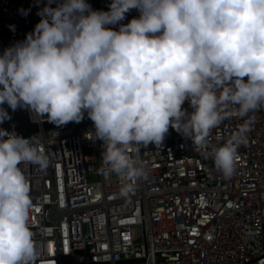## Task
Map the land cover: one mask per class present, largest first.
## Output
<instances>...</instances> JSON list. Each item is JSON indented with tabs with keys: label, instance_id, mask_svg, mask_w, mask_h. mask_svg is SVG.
<instances>
[{
	"label": "clouds",
	"instance_id": "1",
	"mask_svg": "<svg viewBox=\"0 0 264 264\" xmlns=\"http://www.w3.org/2000/svg\"><path fill=\"white\" fill-rule=\"evenodd\" d=\"M53 2L23 41L0 54V124L11 119L5 104L57 127L87 113L102 163L123 178V197L148 174L133 146H159L171 127L206 149L225 106L241 118L264 107V0H111L108 11L86 0ZM132 9L139 17L121 24ZM249 130L245 121L211 148L225 178L235 173ZM33 137L0 128V264L40 258L21 165L46 169L50 161Z\"/></svg>",
	"mask_w": 264,
	"mask_h": 264
},
{
	"label": "built area",
	"instance_id": "2",
	"mask_svg": "<svg viewBox=\"0 0 264 264\" xmlns=\"http://www.w3.org/2000/svg\"><path fill=\"white\" fill-rule=\"evenodd\" d=\"M47 2L0 0L11 46L34 30ZM86 2L108 11L111 0ZM138 17L132 9L120 23ZM183 107L192 111L187 101ZM235 108L225 106L227 118L212 130L206 149L171 127L163 144L130 148L148 174L129 197L120 195L123 178L102 163L93 124L24 137L34 136L50 161L46 169L21 165L31 187L38 264H264V107L243 118L231 115ZM28 114L34 122L47 120ZM245 121L247 142L238 147L235 173L225 178L211 148Z\"/></svg>",
	"mask_w": 264,
	"mask_h": 264
},
{
	"label": "water",
	"instance_id": "3",
	"mask_svg": "<svg viewBox=\"0 0 264 264\" xmlns=\"http://www.w3.org/2000/svg\"><path fill=\"white\" fill-rule=\"evenodd\" d=\"M10 46L11 43L7 31L6 21L0 7V54H3V51ZM2 107H4L8 111L11 119L6 120L4 121V123L0 124V128H3L9 132L14 131L17 135H20L22 137L31 136L38 131H46L53 128H58L53 123L48 122V120H45L41 123L31 121L29 118L28 110L26 108H18L13 112L11 108L7 106V104L2 105ZM89 120L90 118L87 116V113H85L84 119L81 122ZM73 124H76V122H69L68 124L63 126Z\"/></svg>",
	"mask_w": 264,
	"mask_h": 264
},
{
	"label": "rangeland",
	"instance_id": "4",
	"mask_svg": "<svg viewBox=\"0 0 264 264\" xmlns=\"http://www.w3.org/2000/svg\"><path fill=\"white\" fill-rule=\"evenodd\" d=\"M92 126V122L88 121V122H81V123H76L74 125L75 129H85V128H89ZM89 178L92 180V177L89 175ZM140 240V236L136 235L134 236V241H139Z\"/></svg>",
	"mask_w": 264,
	"mask_h": 264
}]
</instances>
